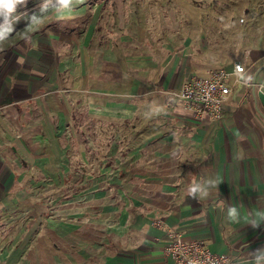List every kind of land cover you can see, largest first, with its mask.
Instances as JSON below:
<instances>
[{
    "label": "crops",
    "instance_id": "crops-1",
    "mask_svg": "<svg viewBox=\"0 0 264 264\" xmlns=\"http://www.w3.org/2000/svg\"><path fill=\"white\" fill-rule=\"evenodd\" d=\"M108 7L63 49L0 64V264H165L169 229L264 264V52L222 118L198 119L172 92L233 68L203 22L159 38Z\"/></svg>",
    "mask_w": 264,
    "mask_h": 264
},
{
    "label": "rangeland",
    "instance_id": "rangeland-1",
    "mask_svg": "<svg viewBox=\"0 0 264 264\" xmlns=\"http://www.w3.org/2000/svg\"><path fill=\"white\" fill-rule=\"evenodd\" d=\"M112 5L133 6L130 14L138 21L151 15L154 23L149 30L159 38L172 37L178 22L186 17L203 22L198 30L203 42L211 52L216 48L218 60L226 58V63L233 66L264 52V0H70L66 7L59 0H27L17 6L14 15L18 19L9 17L13 30L0 35V64L16 66V52L51 53L58 43L63 49L65 40L79 37L88 17L100 28L104 17L108 19L113 13L108 7ZM148 6L152 12L146 11ZM166 25L170 29L165 32ZM8 26L0 16V33Z\"/></svg>",
    "mask_w": 264,
    "mask_h": 264
},
{
    "label": "built area",
    "instance_id": "built-area-1",
    "mask_svg": "<svg viewBox=\"0 0 264 264\" xmlns=\"http://www.w3.org/2000/svg\"><path fill=\"white\" fill-rule=\"evenodd\" d=\"M244 22V18H240ZM245 64L238 61L232 69H213L208 75L193 74L187 77L178 90L172 92L198 119H221L224 106L233 87L241 82L239 75ZM232 75H235L232 79ZM153 223L162 225V218ZM165 254L170 261L165 264H234L230 254L214 252L206 242L187 238L175 229H169L165 238Z\"/></svg>",
    "mask_w": 264,
    "mask_h": 264
},
{
    "label": "clouds",
    "instance_id": "clouds-1",
    "mask_svg": "<svg viewBox=\"0 0 264 264\" xmlns=\"http://www.w3.org/2000/svg\"><path fill=\"white\" fill-rule=\"evenodd\" d=\"M59 2L61 5L66 7L70 3V0H59ZM81 2H83V0H81ZM26 3L27 0H0V16H3L5 24L9 25L8 27L4 28L3 33H0V35L11 32L13 30L9 24V17L18 19V17L14 15L16 13L17 6ZM192 191H195V189H192ZM232 212L233 214H235V209H233Z\"/></svg>",
    "mask_w": 264,
    "mask_h": 264
}]
</instances>
